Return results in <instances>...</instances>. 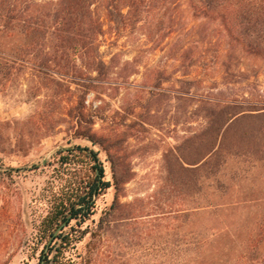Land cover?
Listing matches in <instances>:
<instances>
[{"label":"rangeland","instance_id":"obj_1","mask_svg":"<svg viewBox=\"0 0 264 264\" xmlns=\"http://www.w3.org/2000/svg\"><path fill=\"white\" fill-rule=\"evenodd\" d=\"M173 17L174 32L161 42L148 41L145 27L116 31L108 24L99 40L104 61L113 59L109 84L119 88L89 92L85 106L95 130L125 132L131 180L100 232L113 188L97 201L82 228L88 234L70 253L76 264H228L225 253H236L242 229L264 214V119H234L214 143L212 130L211 138L203 135L198 103L229 96L264 103V57L240 52L219 23L195 16L189 0L177 1ZM25 45L0 32V264H37L36 228L52 178L47 168L11 175L7 169L41 165L66 143L88 145L70 138L68 111L80 79L38 73L21 53ZM93 149L110 181L105 152ZM212 228L226 230L203 250Z\"/></svg>","mask_w":264,"mask_h":264},{"label":"trees","instance_id":"obj_2","mask_svg":"<svg viewBox=\"0 0 264 264\" xmlns=\"http://www.w3.org/2000/svg\"><path fill=\"white\" fill-rule=\"evenodd\" d=\"M177 1L0 0V32L26 41L21 53L27 58L31 56L37 72L49 76L50 72H54L63 78L71 76L80 79L75 85L81 86L76 105L68 111L73 123L70 138L88 145L66 143L41 165L7 169L9 175L46 168L51 173L47 212L36 228L34 252L41 247L37 264H76L70 253L88 234L87 229L82 228L95 215L97 201L109 188H113L112 206L98 220L100 232L112 222L123 186L131 180L126 165L127 155L121 147L127 139L125 132L112 129L103 133L95 130V117L85 106V96L89 92L104 86L119 88L109 84L113 59L106 63L100 54L99 40L105 34V26L108 24L116 31L145 27L148 41L161 42L174 32L173 13ZM189 1L195 16L219 23L240 52L264 57V0ZM99 11H103V17ZM216 57L219 58V55ZM52 82L57 88L63 86L55 79ZM159 82L153 88H159ZM188 97L177 96L191 99ZM262 102H249L245 97L231 96L201 98L198 103L201 119L205 123L203 135L211 138L209 131L212 130L215 143L222 129L234 119H264ZM94 147L106 154L111 169L110 181L104 180V167L99 151H95ZM169 178V182L177 184L172 173ZM172 183L169 185L173 186ZM225 230L212 228L202 238L201 248L206 250L218 243L221 231ZM242 231L236 253H225L228 264H264V214ZM186 264H192V261Z\"/></svg>","mask_w":264,"mask_h":264}]
</instances>
